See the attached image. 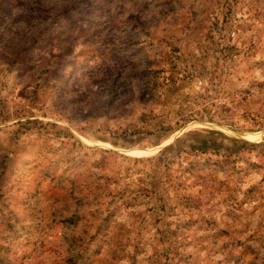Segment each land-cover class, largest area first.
<instances>
[{
	"label": "rangeland",
	"instance_id": "374dc122",
	"mask_svg": "<svg viewBox=\"0 0 264 264\" xmlns=\"http://www.w3.org/2000/svg\"><path fill=\"white\" fill-rule=\"evenodd\" d=\"M0 264H264V0H0Z\"/></svg>",
	"mask_w": 264,
	"mask_h": 264
}]
</instances>
